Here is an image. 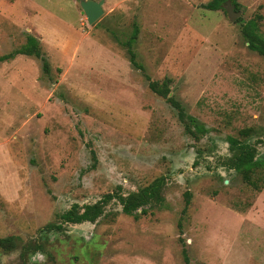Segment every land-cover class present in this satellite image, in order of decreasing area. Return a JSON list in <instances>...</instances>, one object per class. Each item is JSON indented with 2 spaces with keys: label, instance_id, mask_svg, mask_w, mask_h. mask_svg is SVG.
<instances>
[{
  "label": "rangeland",
  "instance_id": "374dc122",
  "mask_svg": "<svg viewBox=\"0 0 264 264\" xmlns=\"http://www.w3.org/2000/svg\"><path fill=\"white\" fill-rule=\"evenodd\" d=\"M207 1L102 0L88 24L79 0H0V55L30 34L48 63L0 61V264H186L182 250L188 264H264V164L227 160L242 142L264 157V58L240 33L254 18L264 38V0H236L238 22ZM134 28L141 70L123 44ZM165 78L197 139L149 90ZM157 177L159 202L135 218L113 197L93 222L44 228Z\"/></svg>",
  "mask_w": 264,
  "mask_h": 264
},
{
  "label": "trees",
  "instance_id": "16d2710c",
  "mask_svg": "<svg viewBox=\"0 0 264 264\" xmlns=\"http://www.w3.org/2000/svg\"><path fill=\"white\" fill-rule=\"evenodd\" d=\"M226 0H209L203 6L206 9L215 10V9H223L222 5ZM231 4L234 5V10H238V5L236 0H229ZM239 11V10H238ZM259 18V16H258ZM240 18H237L235 21H239ZM135 27V26H134ZM137 33V29L134 28L133 33L126 39L123 44L126 47L127 59L129 63L134 66L136 69L141 70L142 67L135 61V56L132 52L131 44L135 40V35ZM241 36L246 43V47L260 55L264 58V38L258 33L257 30V22L256 19H248L246 20L240 28ZM15 54H22L26 56H33L40 61V66L43 71L48 70V63L44 58V55L41 52L39 47L38 40L30 35L26 34L25 42L17 49L12 52L0 55V61L7 60L11 58ZM170 81L168 78H165L158 81H148V88L150 91L155 93L156 95L162 97L164 100L170 103L172 107L177 110V116L180 120H184V129L186 132L193 135L195 139L198 138V135H201L205 132V128H203L199 123H197L192 117L184 116L182 112V107L179 105L177 101H175L171 95H168ZM241 135L247 136L250 132V128H243L238 131ZM256 142H260L257 140ZM237 148V147H236ZM229 167H234L237 169L242 167H254L264 164V157L256 156V149L254 146L242 142L237 148V151H232V156L228 157ZM226 165H228L226 163ZM246 169V168H245ZM244 175L247 172L244 170ZM163 184L162 177H157L152 180L150 183L143 187H139L136 191H132L127 193L126 195H121L119 193H105L98 200L91 204H83L79 207L78 204L73 203L70 207L58 215L59 223L57 224H47L44 226L46 230L60 229L62 223H80L83 221L93 222L101 213L102 207L105 203H107L113 197L117 199L121 206V212L126 215H131L134 218L137 215L145 212V205L148 207L157 204L160 199V189ZM185 206L188 204V193H185ZM137 209L139 212L137 213ZM11 237H2L0 238V247L3 249L8 248L10 246ZM28 247H22L20 250V257H23L24 252H27ZM31 252L37 250V245L33 244V247L29 249ZM183 261L188 264L187 256L185 251L182 250Z\"/></svg>",
  "mask_w": 264,
  "mask_h": 264
},
{
  "label": "water",
  "instance_id": "95a60500",
  "mask_svg": "<svg viewBox=\"0 0 264 264\" xmlns=\"http://www.w3.org/2000/svg\"><path fill=\"white\" fill-rule=\"evenodd\" d=\"M101 3L102 0H79L81 13L88 24L94 22L102 14ZM222 7L231 22L235 21L240 14L238 10H234V5L229 0H226Z\"/></svg>",
  "mask_w": 264,
  "mask_h": 264
}]
</instances>
